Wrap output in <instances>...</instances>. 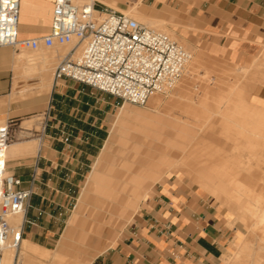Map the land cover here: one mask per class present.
<instances>
[{"label": "crops", "instance_id": "crops-1", "mask_svg": "<svg viewBox=\"0 0 264 264\" xmlns=\"http://www.w3.org/2000/svg\"><path fill=\"white\" fill-rule=\"evenodd\" d=\"M150 1L147 18L172 24L179 32L199 38V45L216 58L250 66L264 52V0ZM51 8L52 0H22L18 39L45 34ZM18 53L0 48V121L5 125L6 121L40 113H48L50 119L42 134L32 132L37 138L10 142L5 151L6 171L32 191L23 217L22 240L49 250L43 246L59 232L72 194L88 162L100 150L66 228L55 249L49 251L82 264H220L234 228L223 222L226 217L203 194L174 175L156 183L132 222L118 237L106 240L92 261L88 258L84 211L98 220L117 211L134 213L144 186L176 159L189 156L188 148L197 133L166 115L163 118L157 110L141 112L119 106L107 137V118L115 106L114 99L70 80L61 81L71 82L64 91L50 89L17 103L9 102L14 96ZM250 97L264 108V85H257ZM89 98L95 99L96 105H90ZM59 99L66 104L60 106ZM144 115L151 120L140 121ZM28 123L26 119L20 127ZM198 174L209 193L226 205L225 199L232 193L230 187L202 164ZM230 215L234 214L229 212L227 219ZM241 236L235 235L232 246Z\"/></svg>", "mask_w": 264, "mask_h": 264}, {"label": "rangeland", "instance_id": "rangeland-1", "mask_svg": "<svg viewBox=\"0 0 264 264\" xmlns=\"http://www.w3.org/2000/svg\"><path fill=\"white\" fill-rule=\"evenodd\" d=\"M150 0H140V2L136 5V11L138 15H144L145 18L148 16V10H151L148 8L150 5ZM136 1H130L128 4L122 5L124 8L128 7H133L135 5ZM108 9H111L107 6H105ZM114 10V9H112ZM123 14V13H122ZM138 21L141 24H144L145 26L157 30V31H162L171 36L173 39H175L177 42H179L182 46H184L190 53H191V60L193 61L195 56H200L199 64L197 65L195 71L192 73L188 72V66L185 68V71L183 75L180 77L178 82L173 86L171 90H169L166 94L163 95H156L158 97V107L156 108L157 111L160 112V116H163V118L168 116L169 118L175 120L176 122H180L188 127H191L196 133L197 136L200 133L199 127L197 128L198 125H206V126H211V124L214 125L212 126L211 130L212 131V146L210 149H207L206 152L209 151V155L207 157H214L215 155H228L231 154L232 152L235 153V155H239V153L244 155L245 157H248L249 164H250V170L248 176L252 179L254 177H259V185L260 187L257 188H264V164L261 163L258 167H255V161L251 156L253 157V152L255 149V144L252 143L254 139L252 137L247 138L246 136H235L238 140V144H236L237 150L235 151V143L232 138L233 132L236 134H240L241 130L238 128V126H243L245 130H252L256 131L258 128L264 129V120H260L259 117H255V119H249L250 117V110L252 108L258 107L256 104H254L251 100V92L257 85H261L260 83L256 82L253 86H246L243 84L244 81L241 83V78L243 77L242 74L243 70L240 68H246L247 71L252 70V72L255 73V77L261 79L264 78V52H262L250 66H244L241 64H233L228 62L227 60H223L220 58H216L212 56L209 51L200 46L201 40L199 38L194 39L191 35L181 33L179 30H177V26H174L169 23L163 22L162 24H151L148 23L146 20L139 18ZM144 21V22H143ZM157 21V20H156ZM156 26H155V25ZM154 25V26H153ZM158 25V26H157ZM165 27V28H164ZM174 32H173V31ZM71 46H65V47H58L54 48L52 50H40L37 52L30 51L25 48H19L17 52H22L25 56H28L30 59H37L35 61H40V56L41 54H46V55H57L55 58L51 60V63L47 65V67H50V77H51V82H52V90H66L67 86L71 84V82H57L53 83V70L57 64V58L59 56L65 55L68 50L70 49ZM195 52H194V50ZM79 51V50H78ZM76 51V52H78ZM193 52V54H192ZM197 54V55H196ZM203 56V57H202ZM191 61V63H192ZM190 64V62H189ZM187 72L190 74H187ZM194 73V74H193ZM248 73V72H247ZM187 76H186V75ZM242 74V76H241ZM252 76L253 74L250 73ZM190 77H189V76ZM240 79H239V77ZM237 76V77H236ZM260 76V77H259ZM31 80H28L26 83L27 85L20 86L19 88L14 89V96L13 100L9 102H19L21 100H25L28 98H32L36 96L37 94H43L44 92L41 91V85L39 84V78L38 73H33L31 76ZM46 78V76H44ZM237 79H236V78ZM43 78V77H42ZM237 80V82H236ZM239 80V81H238ZM32 81V82H31ZM34 81V82H33ZM240 82V83H239ZM31 83V84H29ZM33 84V85H32ZM25 87V88H24ZM176 87L181 88V101L177 104H172L170 100L172 99V94L173 92L175 93ZM11 88V87H10ZM86 89V87H84ZM11 91V90H10ZM33 91V92H32ZM50 91V92H51ZM105 95V94H103ZM109 98H112L108 95H106ZM154 97V96H153ZM225 101V104H218L220 102L221 98ZM226 97V98H225ZM64 98L61 96V99ZM59 99V105L64 106L66 103L62 102V100ZM78 99V98H77ZM91 102L89 103L90 105H96V101L93 98H89ZM114 99V98H113ZM221 99V100H219ZM115 101V106L113 110L110 112V115H108L107 118V137L109 134V130L112 128L116 118H117V113H118V107L119 106H127L130 107L131 109H136L141 112H149L148 104H146L143 107L139 106H134L128 103H123L120 100ZM75 104H77V101H74ZM6 102H3L1 104V107L6 106ZM64 104V105H63ZM163 109V110H162ZM61 110V109H60ZM166 110V111H165ZM221 112H220V111ZM172 112V113H171ZM216 112V114H215ZM217 112L219 113L217 116ZM250 113V114H249ZM221 114V115H220ZM224 118H223V116ZM177 116V117H175ZM199 116V117H198ZM222 116V117H219ZM204 118V120H203ZM262 118V117H261ZM26 119L29 121L28 126L20 127L23 121H26ZM197 119V120H196ZM200 119V120H199ZM204 124H203V122ZM191 121V122H190ZM209 121V122H208ZM187 122L189 123L187 124ZM208 122V123H207ZM46 123L49 125L50 124V119H49V114H43L40 113L36 116H27L26 118H22L21 120H14L12 122V125L10 127V138H9V143L14 142V141H24V140H30L33 138H37V136H34L32 132H38V134L43 133V129L46 126ZM202 123V124H201ZM206 123V124H205ZM194 124V125H193ZM198 124V125H195ZM208 124V125H207ZM4 125L2 120L0 121V126ZM226 127V128H225ZM229 127L230 131L227 129ZM225 128V129H224ZM226 130V131H224ZM228 130V131H227ZM223 132L224 135L227 137H222L224 136L221 133ZM220 133V135L218 134ZM229 133L231 135H229ZM218 134V135H217ZM230 139H227V138ZM39 138V136H38ZM225 141H224V139ZM247 138V139H246ZM229 141H227V140ZM233 141V142H231ZM37 141H34L36 143ZM232 144L234 146H232ZM215 148H214V146ZM217 146V147H216ZM214 149V150H213ZM217 149L219 150V153L216 152ZM231 149L232 152H231ZM223 150V151H222ZM201 148L199 151H195L194 153L190 154L187 157L184 158H178L176 159L170 167H166L164 171H162L158 177L154 181H149L146 186H144L143 191L145 194L143 196H140V198L137 201V209L134 213L130 212V210L127 211H117L114 215L111 217L109 215H105L104 218L101 220L96 219V216L89 215V212L84 211V229H85V241L84 243L87 244V249H88V258H91V261L95 258L96 255H98V252L100 250V247L106 242H110L111 240L115 239L118 237L122 231L132 222L135 213L138 211L142 200L144 199L145 196H148L152 193L154 185L158 182H162L167 176H176L182 180H185L186 183L191 185L195 190L200 192L201 194L204 195L205 198H207L211 205L217 209L218 211L221 212V215L226 217V221L224 220L223 222L227 224L228 227L234 228V233L232 237L227 241L226 243V250L224 255L221 258L220 264H231L232 259L234 256L235 251L237 250L235 245L232 246L234 243V238L237 233H241L242 236L238 242V247L241 245L243 241H245L248 238V235L252 234L251 236L257 237L261 236V230L260 228H255L253 233L250 232L252 231L249 222L253 221V219L248 216L247 210L252 208V201H248L245 204H242L241 206L235 205L232 199H229L227 197L225 199L226 205L221 202L220 200H216L214 196H212L209 193V190L207 187H205L201 183V179L199 178V170L201 164L202 158V152ZM241 151V152H240ZM201 152V153H200ZM226 152V153H223ZM26 153H30L33 155L35 151H26ZM100 153V150L96 152L94 158H91V160L88 162V168L87 171L84 173V176L80 178V183L77 186L75 193L72 194V199L70 200V205L67 208L66 211V216L64 223L60 226L59 232L53 237L51 241H49L48 245L43 246L49 250H54L56 247V244L60 238V235L63 233L64 229L66 228V220L70 216L75 204L76 200L79 196L80 190L82 186L84 185L89 172L91 171L92 163L95 160V158L98 156ZM198 153L200 155H198ZM214 153V154H212ZM217 153V154H216ZM228 153V154H227ZM237 153V154H236ZM195 154V156L193 155ZM197 155V156H196ZM191 156V157H190ZM194 156V157H193ZM201 158H199V157ZM198 157V158H197ZM259 157V156H258ZM261 157H264V153H262ZM187 158V159H186ZM192 159V160H191ZM264 158H261V162H264L262 160ZM187 160V161H186ZM191 163V164H190ZM191 167V168H190ZM188 168V169H187ZM257 168L259 169V173L257 171ZM254 189H257L255 186H253ZM245 202V200H244ZM249 204V207L247 206ZM251 203V205H250ZM246 206V208H245ZM251 207V208H250ZM233 208V209H232ZM240 208V209H239ZM234 210V211H233ZM236 211V212H235ZM239 211V212H238ZM246 211V212H245ZM233 213L234 215H230V218L227 219L228 214ZM237 214V215H235ZM243 215V216H242ZM246 215V216H245ZM241 216L243 217V220L241 219ZM245 216V217H244ZM249 217V218H248ZM18 219L15 224L19 223L20 215H17L12 218V222L14 223V220ZM248 224V225H247ZM251 224V223H250ZM249 228V229H248ZM250 230V231H249ZM80 232V230H77ZM242 241V242H241ZM232 248V252H230V247ZM44 248L40 247L36 249L35 251L37 253L41 254H48L51 251L47 250H42ZM43 252V253H42ZM46 252V253H45ZM15 262L19 264H26V262L22 259V257L16 256ZM29 264V263H28ZM31 264V263H30ZM64 264H82L81 261H73L69 259L64 260Z\"/></svg>", "mask_w": 264, "mask_h": 264}, {"label": "built area", "instance_id": "built-area-1", "mask_svg": "<svg viewBox=\"0 0 264 264\" xmlns=\"http://www.w3.org/2000/svg\"><path fill=\"white\" fill-rule=\"evenodd\" d=\"M22 0H0V48L30 51L71 46L54 70L55 83L70 80L123 103L143 107L166 94L191 60L171 36L151 29L96 0H52L48 30L18 39ZM79 50L78 52H76ZM12 120L0 126V264L8 248L23 239V217L32 195L19 177L6 171L4 157ZM22 215L15 224L12 218Z\"/></svg>", "mask_w": 264, "mask_h": 264}, {"label": "bare ground", "instance_id": "bare-ground-1", "mask_svg": "<svg viewBox=\"0 0 264 264\" xmlns=\"http://www.w3.org/2000/svg\"><path fill=\"white\" fill-rule=\"evenodd\" d=\"M96 1L100 5L107 6L111 9H114L113 11L123 13L126 16L136 20L137 22L141 21V20H138L139 18H142V19L146 20L148 23H150L149 25H151L155 22H156L155 24H162V22H160V21H155L154 19H153L154 20L153 21L149 18H145L144 15H142V16L138 15V13L136 11V5L140 2V0H134V1H136L135 5L133 7L127 6V8H124L122 5L128 4L130 1H133V0H96ZM34 52H37V51H34ZM194 52H195V50H194ZM192 54H193V52H192ZM200 55L201 54H199L198 56H195V58H192L194 60L193 61L190 60V64L188 63L189 66L188 65L187 66H188V72L189 73H192L193 71H195L197 65L199 64V60L201 57ZM56 56L57 55H52V54L51 55L41 54V56L39 58L40 61H35L37 59H30L28 56H25L24 54H22V52L18 53L15 56L13 91L15 88H19L20 86L27 85L26 82L28 80H31L30 76L33 73L34 74L38 73V77L41 78V79H39V84L41 85L40 86L41 91L42 92H49L51 89V86H52V82H51L52 76L50 77V67H47V65L49 63H51V60L53 58H55ZM60 57H62V56H59L57 58V62L60 59ZM191 61H192V63H191ZM241 70H243L242 74H245V75H243V77L240 80L241 83H242V81L245 80V82H243L244 85L253 86L256 82L260 83L261 85H264V78L261 77V79L260 78L258 79L257 76L255 77V73L252 72V70H250V71H247L244 69H241ZM188 72H187V74H189ZM250 73H252L253 76ZM242 74H241V76H242ZM262 75H264V74H262ZM44 76H46V78ZM239 79H240V77H239ZM53 82H54V80H53ZM236 82H237V80H236ZM29 84H31V83H29ZM219 98H221V97H219ZM221 99H223V97ZM221 99H219V100H221ZM158 100L159 99L157 96L151 97L147 102L148 108L152 109L153 111H156V108H159L158 107V105H159ZM180 101H181V88L176 87V91H175V93L173 92L172 99L170 100V102L172 104H175V103L178 104ZM225 101H226V99L225 100L223 99L220 102H218V104L220 103L223 105V104H225ZM156 112H158V114H160L159 111H156ZM250 112H251V114L249 113L250 114L249 119L252 120V119H255V117H259L260 120L261 119L264 120V108L255 107V108H252L250 110ZM215 114H216V112H215ZM218 114L219 113L217 112V116H218ZM222 116H219V117H222ZM175 117H177V116H175ZM223 118H224V116H223ZM146 120L147 121L151 120V119H149L148 115H144V117L140 119V121H142V122H144ZM203 120H204V118H203ZM203 120H202V122H203ZM159 122L163 123L165 121L161 119ZM188 123L189 122H187V124ZM203 124H204V122H203ZM189 125H191V123H189ZM195 125H198V124H195ZM213 125L212 124H211V126L198 125L197 128L199 127L200 133L198 134L197 137L195 136L196 139L192 143V146L190 148H188L189 151L187 149L186 150L192 154L195 151H199L200 148L202 151L203 150L207 151V149H210L212 144H213L212 138H211L212 137V135H211L212 131L211 130H213L211 128ZM213 128H215V125ZM238 128L241 130L240 134H236L235 132L232 131V133H233L232 137H234L232 139L234 140V143H235L234 144L235 146L233 144H232V146L235 147V151H236L237 150L236 144H238V140L235 136H238V135L242 136L243 135L249 139H250V137H252L254 139V141H252V143H254L256 147H255L254 152H253V157L251 156V158H253L255 161V167L259 168V165H261V163L264 164V162H261V158H264V157H261L262 153H264V129L258 128L256 131H252V130H245L243 126H238ZM227 129L230 131L229 127H227ZM224 131H226V130H224ZM220 133H218V134L220 135ZM222 134H223V132L221 133V135ZM231 134L229 133V135H231ZM222 137L226 138L227 136L224 135ZM227 139H230V138L228 137ZM224 141H225V139H224ZM227 141H229V140H227ZM231 142H233V141H231ZM214 148H215V146H214ZM219 150L220 149H217L216 152L219 153ZM232 150L233 149H231V152H232ZM204 151L201 154L204 157L202 158L201 163L199 162V164H202L203 166L208 168L220 180H222L224 183H226L230 187V189L232 190L231 191L232 193L230 194L229 199H232L235 205L241 206L242 204H245L248 201H252V208L250 207L251 209L247 210L248 216H250L253 219V221H250L248 223L251 230H252V231H250V230L249 231L253 233L254 229L257 227L260 228V230H261V236L253 237L255 235V233L253 236H251L252 234H250V235H248V238L245 241H243V242L241 241L242 243H240L241 245L239 247L237 246L238 243L235 245V247H237L236 248L237 250L234 253L231 264H264V188H257V187H260L259 182L261 180L259 181V177H254L251 179L248 176L249 170H250V164H249L250 159L248 157H245L244 155H242V153L241 154L239 153V155H235L234 152L229 154V156L225 155V154L219 155L216 153L217 155H215L214 157H207V155H209L210 153H209V151L208 152L205 151L206 154L209 153L206 155ZM238 151H239V149L237 150V152ZM223 153H226V152H223ZM212 154H214V153H212ZM193 155L195 156V154H193ZM198 155H200V154L198 153ZM4 157H5V154H4ZM262 160H264V159H262ZM258 168H257V171L259 173ZM202 182H204V181H202ZM90 186L92 187V185H90ZM253 186H255V187L257 186L256 187L257 189H254ZM88 191H91V190H88ZM140 191H141V189H140ZM244 200H245V202H244ZM250 205H251V203H250ZM247 206L249 207V204ZM245 208H246V206H245ZM72 215H73V213H72ZM235 215H237V214H235ZM242 216H241V219L243 220ZM21 218H22V215L20 214L19 222H20ZM17 220L18 219H15L14 223H16ZM68 224H69V222H68ZM78 229L81 230L80 226H78V228L76 230H78ZM70 230H71L70 232L76 231L74 229H70ZM38 248H39V246H37V245H33L31 243L26 242L25 240H21L18 248H16V249L8 248L4 252L2 264H19V263L15 262L16 256L22 257V259L26 262V264H28V263L29 264L30 263L31 264H64V260L66 259L64 256L59 255V253L56 254L53 251H51L48 254H41V253L39 254L35 251ZM40 250H41V247H40ZM42 250H45V249H42Z\"/></svg>", "mask_w": 264, "mask_h": 264}]
</instances>
